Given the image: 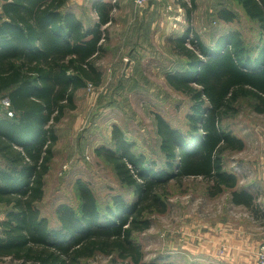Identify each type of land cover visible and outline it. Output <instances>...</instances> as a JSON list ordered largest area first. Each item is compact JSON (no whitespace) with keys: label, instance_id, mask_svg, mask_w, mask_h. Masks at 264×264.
Returning a JSON list of instances; mask_svg holds the SVG:
<instances>
[{"label":"trees","instance_id":"obj_1","mask_svg":"<svg viewBox=\"0 0 264 264\" xmlns=\"http://www.w3.org/2000/svg\"><path fill=\"white\" fill-rule=\"evenodd\" d=\"M70 0H2L0 15V97L9 99L12 115L0 116V203L9 208L0 220V262L10 264H84L97 254L117 256L123 264L143 261L135 232L151 227L150 213L167 208L163 191L170 179L202 177L211 194L232 189L231 201L251 207L256 197L238 189L235 173L225 168V154L242 150L243 139L226 130L224 119L238 112L241 98L256 101L264 112V0H233L260 28L259 52L246 45L239 31L220 36L213 46L203 42L194 27L170 38L176 53L186 58L184 68L169 71V84L191 99L188 117L196 134L187 137L159 113L155 114L166 167L155 170L145 155L132 150L121 129L115 128V147L95 151L110 163L120 181L133 187L136 200L114 196L102 214L94 192L78 182L81 213L62 204L61 226L52 228L39 203L45 177L54 157L57 124L76 108L78 89L99 86L103 72L97 61L105 53L108 26L117 4H94L98 22L86 28L73 12ZM197 7L196 0H191ZM189 15L192 8L183 2ZM220 18L232 21V9ZM107 24V26H105ZM189 41V45L186 42ZM172 264V263H162Z\"/></svg>","mask_w":264,"mask_h":264},{"label":"rangeland","instance_id":"obj_2","mask_svg":"<svg viewBox=\"0 0 264 264\" xmlns=\"http://www.w3.org/2000/svg\"><path fill=\"white\" fill-rule=\"evenodd\" d=\"M73 1L83 2L79 12L84 18L97 19L84 8L89 0L70 3ZM183 2L192 8L191 15ZM110 3L117 4L112 12L114 21L108 26L105 53L97 61L103 81L99 86L79 89L76 108L68 110L56 126L58 139L45 177V194L39 203L41 215L48 218L52 228L61 226L62 204L81 211L79 181L94 192L102 214L114 204L116 195L129 203L136 200L134 188L122 183L113 166L95 151L102 146L115 147L116 127L133 143L132 150L145 155L155 170L166 167L155 114L162 115L187 137L196 134L188 117L191 99L166 79L167 72L184 68L186 62L176 53L170 38H177L190 25L209 46L231 31L241 33L246 45L253 48L251 54L258 53L262 43L258 23L233 0H196V8L191 0H149L144 6L135 5L133 0ZM224 8L232 9L236 18H220L218 14ZM255 105L254 99L241 98L238 112L225 118L224 126L245 142L244 149L226 152L225 168L237 176L238 189L255 195L256 203L251 207L235 204L230 188L211 194L210 182L200 176L170 179L163 191L165 212L150 213L151 227L133 234L143 261L253 264V254L248 250L264 242V112H258ZM6 113L9 115L8 103L0 97V116ZM4 167L5 160L0 156V169ZM8 208L0 203V220ZM0 264H10L9 259ZM84 264L123 261L117 254H97Z\"/></svg>","mask_w":264,"mask_h":264},{"label":"crops","instance_id":"obj_3","mask_svg":"<svg viewBox=\"0 0 264 264\" xmlns=\"http://www.w3.org/2000/svg\"><path fill=\"white\" fill-rule=\"evenodd\" d=\"M156 1V0H155ZM71 2V0L68 2V4L65 6V8L64 9H66L65 11H71V12H73V14L75 15V17L77 18V19H79L82 23H83V25L86 27V28H91V27H93L97 22H98V14H97V12H96V10H95V8H94V4H97V3H99V2H109L110 3V0H89V2H90V5H88L89 4V2H88V4L87 5H84V8H85V10L88 12V10H91L95 15H96V18L97 19H94L93 17H92V21H89V19H87V18H84L83 17V15L81 14V8H83V5H82V3L83 2H79V1H73L72 3H70ZM79 2V3H78ZM134 3V2H133ZM1 4H2V0H0V15H2V8H1ZM69 4H71L72 6L71 7H69ZM78 5H80L81 7H77ZM79 11H81V12H79ZM105 26H107V24L105 25ZM227 33V32H226ZM85 88V87H84ZM80 89H82V88H80ZM79 90V89H78ZM78 90H77V92H78ZM76 92V93H77ZM75 100H76V95H75ZM76 106H77V103H76ZM74 209V208H73ZM75 211H76V213H78L77 212V210L76 209H74ZM81 213V211H79V213H78V215ZM58 228V227H57ZM258 247H259V245H258ZM258 247H256V249H254V248H252V249H250V250H248L249 252H251V254H253L251 257L253 258V264H255V261H256V250L258 249ZM251 264V263H250Z\"/></svg>","mask_w":264,"mask_h":264},{"label":"built area","instance_id":"obj_4","mask_svg":"<svg viewBox=\"0 0 264 264\" xmlns=\"http://www.w3.org/2000/svg\"><path fill=\"white\" fill-rule=\"evenodd\" d=\"M149 0H133L134 4L137 6H144ZM9 106V99L5 98ZM9 114L12 115L13 113L9 111ZM255 264H264V242H262L257 251H256V262Z\"/></svg>","mask_w":264,"mask_h":264}]
</instances>
